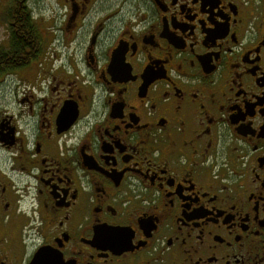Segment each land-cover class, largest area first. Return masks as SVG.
I'll return each mask as SVG.
<instances>
[{"label": "flooded vegetation", "instance_id": "af4514ba", "mask_svg": "<svg viewBox=\"0 0 264 264\" xmlns=\"http://www.w3.org/2000/svg\"><path fill=\"white\" fill-rule=\"evenodd\" d=\"M0 0V264H264V0Z\"/></svg>", "mask_w": 264, "mask_h": 264}, {"label": "rangeland", "instance_id": "374dc122", "mask_svg": "<svg viewBox=\"0 0 264 264\" xmlns=\"http://www.w3.org/2000/svg\"><path fill=\"white\" fill-rule=\"evenodd\" d=\"M35 15L42 22H49L51 16V4L49 0H38V10L35 12Z\"/></svg>", "mask_w": 264, "mask_h": 264}]
</instances>
